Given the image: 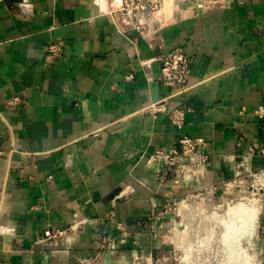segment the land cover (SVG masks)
Wrapping results in <instances>:
<instances>
[{
    "label": "crops",
    "instance_id": "crops-1",
    "mask_svg": "<svg viewBox=\"0 0 264 264\" xmlns=\"http://www.w3.org/2000/svg\"><path fill=\"white\" fill-rule=\"evenodd\" d=\"M107 10L106 0L0 1V264H80L103 236L119 237L117 221L129 232L120 263L130 264L134 239L144 252L164 247L140 232L152 199L221 185L250 147L252 169H264V116L254 113L264 109V0H166L141 28ZM57 39L63 55L47 64ZM175 47L193 58L185 92L161 84L157 59L141 64ZM153 83L169 110L189 108L182 130L148 114ZM14 93L25 103L6 107ZM181 133L204 138L209 159L194 189L174 191L148 160ZM221 191L210 203L220 211L244 199ZM258 218L264 264V210ZM79 220L74 236L38 243Z\"/></svg>",
    "mask_w": 264,
    "mask_h": 264
},
{
    "label": "built area",
    "instance_id": "built-area-1",
    "mask_svg": "<svg viewBox=\"0 0 264 264\" xmlns=\"http://www.w3.org/2000/svg\"><path fill=\"white\" fill-rule=\"evenodd\" d=\"M106 2L108 13H122L132 17L137 21V26L141 28L145 26L152 16L161 10L166 0H106ZM64 45V41L60 39L49 41L45 46V62L50 64L60 58L63 55ZM156 59L160 63L161 84L167 87L179 86L182 92H185L188 87L193 58L187 55L182 48L175 47L162 53L158 58L143 60L141 64L148 65L152 60ZM24 103V98L14 93L6 99L5 106L14 108L22 106ZM188 111L189 108L185 105L169 110L165 100L152 102L147 107V112L153 119L166 114L170 124L178 130L183 129L185 116ZM254 113L259 117H263L264 109L259 107ZM207 145L208 143L202 137L181 133L178 137L177 146L169 149L157 148L148 160L149 164H158L161 167V171L156 178L157 184L166 186L169 181V187L174 191L177 188L194 189L206 171L209 159ZM249 151L251 156L256 152L253 147H250ZM251 156L242 159L230 179L221 185L215 184L204 189L192 190L179 198L170 196L161 205H158L152 199L151 210L141 224V234L143 236L150 234L154 238H159L162 246L166 245L172 236L178 235L179 232L185 233L189 229L187 221L189 218L194 216L209 217L210 213H206L204 210L196 211L192 205L197 203L196 207L198 209L202 204L213 202L215 199L214 194L219 190V187L222 190L223 197L227 192L236 188L240 189L242 193L252 196V203L260 201L258 205L260 212L264 210V169H252L248 159ZM121 197V193L116 196V198ZM229 203L227 202V206ZM212 212L215 213L216 211ZM110 215L115 217L114 211ZM85 221L79 220L66 228L56 229L47 236L39 238L38 243L56 241L71 235L74 236L77 229L86 223ZM116 228L119 231V237L103 236L97 253L90 258H81L80 264H106L105 259L107 257L112 258L115 264H121L124 254L120 245L126 242L129 232L126 222L123 221H117ZM257 236V234L252 236L249 244L254 240L256 244ZM133 245L135 248L133 249L130 264L161 263L155 251L144 252L140 250L138 248V240L134 239ZM154 254L156 259H154Z\"/></svg>",
    "mask_w": 264,
    "mask_h": 264
},
{
    "label": "rangeland",
    "instance_id": "rangeland-1",
    "mask_svg": "<svg viewBox=\"0 0 264 264\" xmlns=\"http://www.w3.org/2000/svg\"><path fill=\"white\" fill-rule=\"evenodd\" d=\"M243 198V201L251 204L252 196L245 194ZM196 204L192 205L193 208L196 211L204 210L210 213L209 217L189 218L187 220L189 229L185 233L179 232L178 235L172 236L162 247L163 249L156 252L161 262L159 264H164L165 258L168 264H260L257 262L260 254L255 240L249 244L250 239L239 237L238 240L231 232L226 234L228 230L226 224L218 216V213L221 214L223 211L210 203L202 206L199 204L200 207L197 209ZM259 204L260 201H257V205ZM212 211H216L217 214ZM155 254L154 259H156ZM246 254L253 256L250 262L246 261Z\"/></svg>",
    "mask_w": 264,
    "mask_h": 264
},
{
    "label": "bare ground",
    "instance_id": "bare-ground-1",
    "mask_svg": "<svg viewBox=\"0 0 264 264\" xmlns=\"http://www.w3.org/2000/svg\"><path fill=\"white\" fill-rule=\"evenodd\" d=\"M243 200L244 199H240L232 204L229 203L222 214L218 213V216L223 220V222L226 224L225 227H227L228 229L226 234L231 232L232 234H234V237L236 236L235 238H237L238 240L239 237L251 239L252 236H254V234L256 233L257 222L259 219L258 215L260 212L257 208L259 206L256 202H251V204H248ZM214 214L217 213L215 212ZM252 258V255L246 254V261L250 262Z\"/></svg>",
    "mask_w": 264,
    "mask_h": 264
},
{
    "label": "water",
    "instance_id": "water-1",
    "mask_svg": "<svg viewBox=\"0 0 264 264\" xmlns=\"http://www.w3.org/2000/svg\"><path fill=\"white\" fill-rule=\"evenodd\" d=\"M153 101H157L158 100V84L157 83H153ZM1 239V236H0Z\"/></svg>",
    "mask_w": 264,
    "mask_h": 264
}]
</instances>
